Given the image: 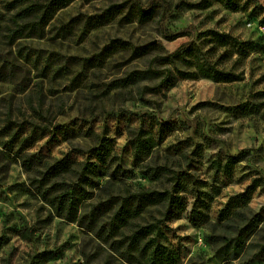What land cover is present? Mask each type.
I'll return each instance as SVG.
<instances>
[{
    "label": "rangeland",
    "instance_id": "374dc122",
    "mask_svg": "<svg viewBox=\"0 0 264 264\" xmlns=\"http://www.w3.org/2000/svg\"><path fill=\"white\" fill-rule=\"evenodd\" d=\"M12 1L0 0V264H264V0H75L42 38L9 43ZM34 127L48 132L37 139ZM138 130L152 139L142 164L129 142ZM100 138L108 171L89 176L81 213L179 178L184 211L149 206L130 227L153 226L144 256L124 253L130 230L108 237L107 212L89 230L56 217L35 188L60 159L75 182ZM32 154L40 164L27 169ZM146 164L170 173L150 181Z\"/></svg>",
    "mask_w": 264,
    "mask_h": 264
},
{
    "label": "trees",
    "instance_id": "16d2710c",
    "mask_svg": "<svg viewBox=\"0 0 264 264\" xmlns=\"http://www.w3.org/2000/svg\"><path fill=\"white\" fill-rule=\"evenodd\" d=\"M75 0H13L16 12L11 20L12 27L8 29L7 39L13 43L21 38H42L46 26L53 19L55 14L69 6ZM90 2L93 0H84ZM195 8L203 7L202 3L193 6ZM259 95L263 96L264 93ZM246 107V106H245ZM226 110H232L226 108ZM258 108L250 104L247 108L248 113H257ZM39 131L37 139L48 132V128L34 127L32 131ZM52 129L58 132L60 136L67 137L63 125H54ZM15 139V137L13 138ZM130 145L132 158L135 164H142L152 151V139L144 136L143 130H138L131 135ZM86 161L82 164L78 177L75 182H65L63 177L72 170L73 162L66 159L55 160L50 164H45L36 180V186L39 195L44 199L54 211L56 217L63 218L68 222H76L79 226L89 230L94 229L101 215L107 212L106 233L109 236L123 235L125 230H130L131 234L127 237L125 254L131 256L132 252H138L144 256L153 246L149 237L153 233V226L150 224L144 226L133 225L141 213L149 206H160L164 209V215L167 218L179 215L184 211V205L177 194V188L180 185L176 174L171 175L170 181L172 188L170 190H137L134 192L126 191L124 195L110 196L101 204H95L89 210L80 212L79 205L82 201L88 199V188L94 184L89 178L105 176L108 171L107 160L111 154V146L105 138H100L94 147L86 151ZM40 155L32 154L23 159V166L30 169L34 164H40ZM94 162H90V160ZM243 160V155L227 157V163H237ZM143 175L150 181H156L170 173L165 167L144 166ZM120 173H127L126 170L117 167ZM57 180H61L58 182ZM107 182H105L106 185ZM48 186V187H47ZM80 212V213H79ZM200 212L193 210L191 212V222L193 225L199 224ZM157 256V248L152 253ZM156 259V258H155ZM29 264H36L31 262Z\"/></svg>",
    "mask_w": 264,
    "mask_h": 264
}]
</instances>
